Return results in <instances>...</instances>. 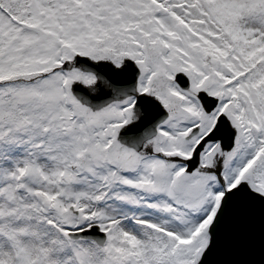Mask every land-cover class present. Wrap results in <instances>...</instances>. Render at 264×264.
<instances>
[{
	"label": "snow or ice",
	"instance_id": "1",
	"mask_svg": "<svg viewBox=\"0 0 264 264\" xmlns=\"http://www.w3.org/2000/svg\"><path fill=\"white\" fill-rule=\"evenodd\" d=\"M0 264H264V0H0Z\"/></svg>",
	"mask_w": 264,
	"mask_h": 264
}]
</instances>
